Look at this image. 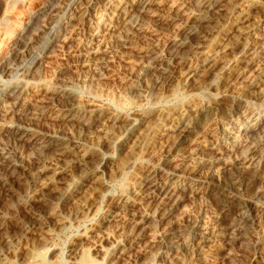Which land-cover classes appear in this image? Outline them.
Wrapping results in <instances>:
<instances>
[{"label": "bare ground", "instance_id": "bare-ground-1", "mask_svg": "<svg viewBox=\"0 0 264 264\" xmlns=\"http://www.w3.org/2000/svg\"><path fill=\"white\" fill-rule=\"evenodd\" d=\"M248 1L254 0H191L194 7L187 8L190 4L179 6L178 14L174 16V20L172 19L177 25L176 32L169 37L162 52L151 51L153 57L146 61L144 70L138 71L135 84L131 88L127 86L130 89L124 100L132 105L146 98L151 101L163 100L164 94L168 95L166 92L172 93L174 90V81L179 82L178 89L183 93H193L194 105L181 111L182 113L179 112L177 120L166 129L169 142L166 163L173 162L175 166L166 172V177L157 178L165 165L158 164V167H154V171L141 182L123 193L102 221L97 226L94 225L95 227L90 226L91 228L82 233L78 241L68 249L67 261L70 264H90V261H83L80 254L84 250L85 242L98 233H102L105 239L112 240L119 247L118 251L108 257L109 260L101 264H124L122 258L129 255L127 254L129 250L140 248L145 237H149V242L144 244L146 246L143 250L149 254L150 259H153L150 261L147 257L151 264L157 259L179 263L184 255L194 256L197 261L204 263L215 254L212 250L206 252V248L218 250L222 244L228 245L242 238L248 214L260 208V202L264 197V114L255 117L253 124L247 122L242 126L243 143L238 147H233L235 134L227 129L226 124H233L234 120L244 113L245 104L252 100L259 101L264 106V64L243 84L241 92L231 102L229 101L230 104L219 91L226 84L228 76L233 73V68H226L230 63L228 56L246 45L248 37L257 27L254 20L264 19V0H259L260 11L257 12L260 15L253 12L245 15L239 22L234 20L235 13ZM157 3L158 0L137 1L133 16L128 17L130 20L124 35L127 47H134L140 33L146 30V17L152 15L153 7ZM53 12V8L48 10L49 15ZM81 12L82 10H78L76 17H80L83 13ZM66 27L67 24H64V29ZM226 30L229 36L224 42L223 52L217 55L208 54V45L215 41L217 34ZM61 35L58 33L54 39L49 40L50 37L43 39L41 49L32 48L34 35L32 36L34 39H27L21 43L22 50L30 54V69L33 74L38 72L42 58L48 55L47 50L56 45L54 42H57ZM37 49L42 52L38 53ZM107 57L99 60L98 69H106L109 66L110 61ZM156 74L159 75L157 79L153 77ZM216 78L219 79L217 83ZM15 84V91L11 95L14 101L19 98L20 89L23 87L21 83ZM55 85V82L46 83L45 94L53 93ZM61 87L57 93L62 94L66 100L55 105L49 96L45 95L44 104L41 102L40 106L26 109L21 115L24 121L7 131L8 135L21 145L13 148L7 144L0 148V182L21 178H25L26 181L23 184L24 188L22 186L23 190L21 189L20 193L18 191L17 198L15 196L16 201H8L12 202V206L7 202L3 204L5 199L2 204L0 203V264H11L10 255L16 256L19 251H24L28 255V264H63L61 261H46L41 257L43 250L54 252L58 249L55 240L67 227L71 218L93 207L87 204V196L91 187L101 182V174L106 172L109 180L116 181L119 176L129 171L132 160L138 158L143 144L158 132L157 127L161 124L160 117H155L159 121L148 123L149 120H146L145 123L138 122L136 120L138 117L134 118L135 113L134 117L128 114L124 116V113L116 114L112 111L113 107L111 110L108 106L109 103L106 105L107 102L104 104L93 102L84 99L72 87L64 85ZM208 89H214L216 94L210 95ZM98 92L100 91L96 93ZM124 102L123 104H126ZM224 102L227 103L226 106L223 105ZM126 108L125 110L128 109ZM157 112L161 116L165 114L169 116V112L172 111L166 104ZM45 116L58 120L61 124L60 129L53 132L38 129L36 125ZM84 130L104 134L100 136V147L118 148L117 158L104 155L102 148L94 147L91 151L86 152L85 149V154H80L83 151ZM31 141H35L37 145L32 148V154L25 153V147ZM74 154L80 155L79 158ZM50 169L52 174L45 175ZM36 171L43 175V179L38 187H33L31 183ZM78 175L82 181L75 183ZM45 188L48 189V193L44 191ZM213 196L222 201L219 207L215 204L212 207ZM192 197L200 198V204L210 219L206 230L183 223L179 216L178 211ZM53 199H58L57 203L61 202L63 207H67L68 204H72V207L65 208L66 211L53 218V229L46 227L40 234L38 233V237L35 235L36 238L30 240L28 234L38 228L40 221L26 222V219L22 218L24 215L21 214L22 217L18 215L20 211L16 213L15 207L26 208L31 214L30 217H37L41 210L43 211L40 204L52 202ZM15 202L17 204L13 206ZM230 209H233V216L224 221L223 216ZM43 224H40V227ZM108 225L112 227L108 231L104 230L108 229ZM13 227H20L24 232L20 235L15 234V231L11 233L10 229ZM195 240H198L199 244H195L193 242ZM94 248L97 249L95 250L97 256L103 254L101 246L95 245ZM118 252L120 256H117ZM115 255L117 260L112 259ZM161 261L155 264H163Z\"/></svg>", "mask_w": 264, "mask_h": 264}, {"label": "rangeland", "instance_id": "rangeland-1", "mask_svg": "<svg viewBox=\"0 0 264 264\" xmlns=\"http://www.w3.org/2000/svg\"><path fill=\"white\" fill-rule=\"evenodd\" d=\"M137 1L138 0H0V148L7 144H10L11 147L21 145L15 142V140L8 135L7 131L10 127L24 121L21 115L26 109L40 106L42 103L44 104L45 95H48V98L54 102L55 105L63 103L66 100L62 94L57 93V91L62 88V85H64V87L74 88L84 99H90L93 102L102 104L107 102L106 105L109 103L108 106L111 107V110L113 107L112 111L116 114L124 113V116L129 115L130 117L136 115L134 118L138 117L139 119L136 118L138 122L145 121L146 123V120H149L147 122L152 123L153 121L160 120L159 122L161 123L157 127L158 132L143 144L138 158L132 160L131 166L129 167L130 170L128 169L129 171L119 176L120 178L118 177L116 181L109 180L110 178L106 172L101 174V182L91 187L92 192L90 193L91 190H89L87 196V204L89 203V206L92 205L93 207L86 210L87 213L80 212L71 218L67 227L64 228L55 240L56 246L58 247L56 251L47 252V250H43L41 257L45 258L46 261H61L63 264H70L67 261L68 249L78 241L79 236L88 230L90 226L95 227L102 221L112 210L123 193L130 191L134 185L141 182L142 179L150 172L154 171L158 166H163L165 164V168L163 167V169L160 170L157 178L166 177V172L171 171L175 166L173 162L166 163V158L169 154V142L166 136V129L177 120L180 113H182L181 111L194 105L193 93H183L178 89L180 88L179 82L174 81V90L172 93L166 92V94H168L166 96L164 94L165 100L159 101L152 99L151 101V99L146 98L140 101V103L137 102L139 105L127 104L124 100L128 95L129 89L136 82L137 73L144 70L143 67L146 61L153 57L151 51L155 50L156 52H162L169 37L176 32L177 25L174 24L173 20L175 18L174 16L178 14L179 6L190 4L188 7L186 6L190 8L193 4H191V0H158V3L155 5L156 7H153L152 15L146 17V30L140 33L138 40L134 44L136 47L129 48L124 42V35L130 20L128 17L131 18V16H133ZM62 3L63 5H61ZM259 4V0L248 1L242 9L235 13L234 20L239 22L245 15L253 12L256 13L257 11L259 12ZM49 7L51 9L53 8L54 11L50 15L48 13ZM78 10H82L83 12H81L82 15L80 17H76V12ZM258 12L256 14L260 15ZM258 20V18L254 20L256 24L253 21L257 27L252 31L250 34L251 36L248 37L249 39L244 46L245 48L243 47L238 52L228 56L230 63L226 68H233V73L228 76L226 84L223 85L222 89L219 91V94H222L228 104H230L229 101L231 102L241 92L243 84L258 71V68L262 64H264V19L263 21ZM64 24H67L66 29H64ZM56 33L62 34V38L60 37L61 39L59 38L57 42H54L56 45L54 44L55 46L53 48L47 50L48 55L42 58L41 67L36 74H33L30 69V54L28 51H23L21 47L23 41L35 38L36 40L34 39L32 48L41 49L43 44L42 40L48 37H50L48 38L49 40L54 39L57 35ZM228 36L227 30L217 34L214 38L215 41L213 40V43L208 45L207 53L212 55H217V53L221 54L224 50V42L227 40ZM40 49H37L38 53L42 52ZM148 51L152 56L150 53V55L147 53ZM43 53L45 52L43 51ZM254 53L256 54L252 56ZM106 57L110 61L109 66L106 69H98L97 63L100 59ZM157 75L158 74L153 77L156 79L159 78V75L156 77ZM154 78L153 80H156ZM218 80L219 79L216 78L215 82L217 83ZM45 82H55L56 85L52 89L55 95L52 92L45 94ZM15 83H21L23 87L20 89L21 93L19 98L14 101V97L11 95L15 91ZM127 86H130V88ZM124 90L125 93H123ZM97 91L100 92L96 93ZM208 93L210 95L216 94V91H214V89H208ZM173 95L175 96L173 97ZM186 96L189 97L187 98ZM123 102L126 104H123ZM226 102L223 103L224 106L227 105ZM165 103L169 105L170 111L173 112H169V116H167V114L161 116L157 112L165 107ZM151 104H153V106H151ZM125 108L127 110H125ZM243 111L244 113L234 120L233 124H226L227 129L235 134V138L232 142L233 147H238L243 143L242 126L247 122L253 124L255 117L263 115L264 106L259 101L252 100L250 103L248 102L245 104ZM53 112L54 110L51 113ZM251 115L253 116L251 117ZM155 117L160 118L158 120ZM40 122L36 126L42 131L45 130V132L57 131L61 126L60 122L53 117L51 118V116L43 117ZM83 135V151L80 152V154H85V151H91L93 147L102 148L100 147V139L104 134L101 135V133L96 134L89 130H87V132L84 130ZM35 143V141L28 143L25 147V153L32 154L33 147L37 145V143ZM102 151L104 155H108L109 157L113 156V158H117L119 154V150L116 147H105ZM74 156L79 158L80 155L74 154ZM49 173L52 174L51 169L46 172L45 175H49ZM34 174V180L31 185L33 187H38L43 179V175L39 171H36ZM76 178L75 183H80L82 181L79 175ZM12 181L0 182L1 204L5 199L3 204L7 202L12 206V202L8 201H16L15 199L20 191L23 190V184L26 182L25 178L12 179ZM185 181L188 182L187 179ZM3 184H5V186ZM93 188H95V190ZM44 191L48 193L47 188H45ZM13 196L14 198H10ZM56 200L59 201L58 199H53L52 202L40 204L43 211L41 210V213L37 216L38 218L33 216L30 217L31 214H29L30 212L26 208L15 207V210H18H16V213L20 211L18 214L20 217H22V215L27 216L26 218L24 216L22 217L24 220L26 219V222L32 223L35 220L34 223H38L40 221L38 223V228L34 230V232L28 234L30 240L36 238V236L42 232V229H46V227H48V229H53V218L59 213L66 211L64 210L65 208L72 207V204L63 207L61 202L57 203ZM51 203L54 204L52 205ZM200 203L201 200L199 197H196V199L195 197H192V199L189 198L188 202L186 201L183 204L184 207L182 206L183 208L181 207L182 209L178 211L180 214L178 215L181 216L183 223H188L187 225L189 226L192 225L198 227V229L206 230L210 224V219ZM221 203L222 201L220 198L215 196L212 197V207L215 205L219 207ZM16 204V202L13 203V206ZM259 207L257 211L248 214L245 222L246 224L244 223L241 240L239 239L233 242L234 244H222L218 250L214 248L205 249L206 252L212 250V252L214 251L215 253L210 260L203 263L197 261L194 256H191V258L190 255H184L185 257L183 256L179 260V263L176 261H165L163 259V261H161L157 259L156 261L154 260L152 264L158 261L163 262V264H264V197ZM233 209L227 211L226 215L224 214V221L227 219L229 220L230 217L233 216ZM70 211L72 212V210ZM45 222H48L46 223L47 225L43 224ZM119 223L123 224L122 222ZM40 224L44 226L41 225L40 227ZM111 227V225H108V229L105 228L104 230L108 231ZM10 230L11 233L15 231L14 233L19 235L24 232L20 227H13ZM148 239L149 237L143 239V243L140 247L141 249L136 248L129 250V252H132H128L127 254L129 255L122 258V262H124V264H151L150 261L153 259H150L149 254L143 250L146 246L144 244H148L149 242ZM193 242L199 244L198 240ZM95 245L97 247H102L104 250L102 255L100 254L97 256L95 254V250H97L94 248ZM117 246L118 245L114 244L112 240L109 241L105 239L102 233H98L94 238L85 242L84 250L81 251L82 253L80 256L83 261H90V264H101L109 260L108 257L118 251L119 247ZM117 254V256H120V252ZM116 255L112 259L117 260L118 258ZM27 257L28 255L25 254L24 251H19L16 256L11 257L10 255V258H12L10 259L12 260L11 264H28L29 258L27 259ZM147 257H149L150 261Z\"/></svg>", "mask_w": 264, "mask_h": 264}]
</instances>
